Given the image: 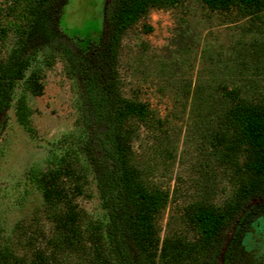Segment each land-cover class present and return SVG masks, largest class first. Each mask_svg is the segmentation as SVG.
Returning <instances> with one entry per match:
<instances>
[{
	"label": "rangeland",
	"instance_id": "1",
	"mask_svg": "<svg viewBox=\"0 0 264 264\" xmlns=\"http://www.w3.org/2000/svg\"><path fill=\"white\" fill-rule=\"evenodd\" d=\"M107 2L67 0L60 29L85 45L97 37ZM28 18L25 0H0L5 29L0 58L17 46ZM116 69L121 93L149 108L145 120L133 122L130 158L147 184L168 193L157 217L160 238L193 239L185 207L197 201L222 204L237 188L236 176L212 144L226 91L236 88L264 101V9L221 11L201 0H166L125 32ZM31 71L40 74L41 94L25 89ZM25 78L17 81L10 107L0 115V245L19 264H32L38 254L48 264H99L96 246L107 252L103 226L108 216L86 155L89 111L59 49L37 50ZM22 95L26 125L16 115ZM62 157L75 165L84 183L74 195L83 232L76 249L58 244L55 207L44 201L34 180ZM65 184L72 188L69 180ZM258 219L264 222V199L253 200L227 232L219 264H264V240L254 227ZM92 228L98 233L95 243L88 235Z\"/></svg>",
	"mask_w": 264,
	"mask_h": 264
},
{
	"label": "trees",
	"instance_id": "2",
	"mask_svg": "<svg viewBox=\"0 0 264 264\" xmlns=\"http://www.w3.org/2000/svg\"><path fill=\"white\" fill-rule=\"evenodd\" d=\"M166 0H108L97 37L72 38L60 29L67 0H25L29 18L16 47L0 58V115L11 104L12 90L25 78L33 54L53 46L65 56L74 76L82 103L89 111V139L86 155L98 183L107 211L104 236L107 252L96 246L99 264H219L227 232L239 221L253 200L264 199V101L242 95L236 88L226 91L220 122L212 144L236 176L234 196L222 203L197 201L185 207L187 223L196 232L193 239L172 235L161 239L157 217L167 201V192L147 184L130 158L133 122L143 121L149 108L135 98L124 96L118 86L116 69L120 41L128 28L153 7ZM211 10L231 7L259 12L264 0H201ZM5 29L0 27V38ZM25 89L41 94L40 74L31 71L23 81ZM24 95L16 102L18 120L28 122ZM34 180L46 203L55 207L59 229L58 244L76 249L83 232L81 215L74 202L84 183L75 165L62 157ZM72 183L68 188L65 180ZM264 240V222L255 221ZM95 227H98V225ZM89 239L94 243V228ZM255 261L254 258L251 259ZM0 264H19L12 252L0 245ZM32 264H48L37 255Z\"/></svg>",
	"mask_w": 264,
	"mask_h": 264
}]
</instances>
